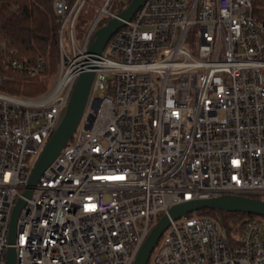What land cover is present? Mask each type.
I'll list each match as a JSON object with an SVG mask.
<instances>
[{"label": "built area", "instance_id": "obj_1", "mask_svg": "<svg viewBox=\"0 0 264 264\" xmlns=\"http://www.w3.org/2000/svg\"><path fill=\"white\" fill-rule=\"evenodd\" d=\"M51 1L57 79L37 96L0 89V264L10 246L16 264H133L174 204L264 199V21L252 0H144L101 54L88 51L95 32L129 4L105 0L78 41L88 0ZM0 47L10 69L44 74L43 57ZM84 70L94 77L77 133L25 196ZM223 211L171 220L151 264H264V216L230 232Z\"/></svg>", "mask_w": 264, "mask_h": 264}, {"label": "water", "instance_id": "obj_2", "mask_svg": "<svg viewBox=\"0 0 264 264\" xmlns=\"http://www.w3.org/2000/svg\"><path fill=\"white\" fill-rule=\"evenodd\" d=\"M143 1L144 0H132L118 17L110 19L107 24L100 27L95 32L94 41L90 44L88 51L92 54H101L109 38L116 30L125 24L126 20H130L133 17ZM93 77V70H84L80 74L74 86L64 117L44 147L31 173L28 188L24 192L25 196L31 195L33 186L38 178L58 155L75 131L81 118ZM24 203L25 199L20 198L12 213L9 233V240L11 243L15 240L17 218ZM202 208H216L228 212H245L264 216V199L248 195L224 194L174 204L170 207L168 213H164L160 217L147 235L133 264H148L153 250L156 248L163 232L170 225L171 220L178 219L181 216ZM7 264H16V251L13 246L8 248Z\"/></svg>", "mask_w": 264, "mask_h": 264}, {"label": "trees", "instance_id": "obj_3", "mask_svg": "<svg viewBox=\"0 0 264 264\" xmlns=\"http://www.w3.org/2000/svg\"><path fill=\"white\" fill-rule=\"evenodd\" d=\"M132 0H128L130 4ZM253 15L264 21V0H252ZM125 4L120 11H122ZM107 22L104 19L101 24ZM60 23L51 0H0V44L6 42L16 49V57L24 62H34L38 56L46 61L47 69L56 70L59 62ZM0 75L7 80L0 83V89L14 94L37 96L46 88L42 74L28 77L24 73L10 69L5 64L0 47ZM218 209L202 208L188 215L216 216ZM229 231H241L245 223L259 215L245 212L223 211ZM149 263V262H148Z\"/></svg>", "mask_w": 264, "mask_h": 264}, {"label": "rangeland", "instance_id": "obj_4", "mask_svg": "<svg viewBox=\"0 0 264 264\" xmlns=\"http://www.w3.org/2000/svg\"><path fill=\"white\" fill-rule=\"evenodd\" d=\"M104 1L105 0H88L84 4V6L80 12L78 21H77V25H76V27H77L76 37H77L78 41L82 38L83 34L87 31V29L89 28L93 19L99 14L100 8H101L102 4L104 3ZM117 2H119L120 4H123V6H124L125 4H127L128 0H117ZM66 45L68 46L67 47L68 50H70V47H69L70 43H69L68 37H66ZM58 73H59V62H58L56 70L51 71L50 69H47L46 73L42 74V78L47 83L46 89H48L50 87V85L53 82H55V80L58 77ZM66 110H67V106L64 107L62 112H61L60 121L63 119ZM78 128H79V125L77 127V130H78ZM76 133H77V131H74V135ZM157 247L158 246H156V248L153 250L148 264H151L154 253L157 250Z\"/></svg>", "mask_w": 264, "mask_h": 264}]
</instances>
